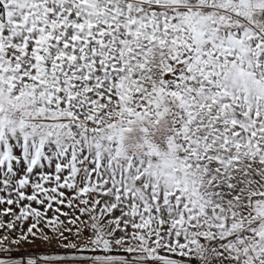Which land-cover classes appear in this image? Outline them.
<instances>
[{
  "label": "snow or ice",
  "instance_id": "6c2138e0",
  "mask_svg": "<svg viewBox=\"0 0 264 264\" xmlns=\"http://www.w3.org/2000/svg\"><path fill=\"white\" fill-rule=\"evenodd\" d=\"M0 264H264V0H0Z\"/></svg>",
  "mask_w": 264,
  "mask_h": 264
}]
</instances>
